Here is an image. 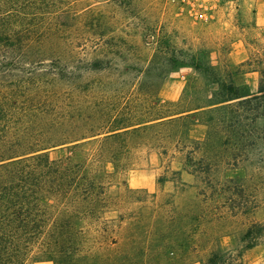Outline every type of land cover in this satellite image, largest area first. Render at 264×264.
Returning a JSON list of instances; mask_svg holds the SVG:
<instances>
[{
  "label": "rangeland",
  "instance_id": "1",
  "mask_svg": "<svg viewBox=\"0 0 264 264\" xmlns=\"http://www.w3.org/2000/svg\"><path fill=\"white\" fill-rule=\"evenodd\" d=\"M260 1L18 0L0 93L29 109L21 124L52 158L89 162L104 186L81 223L88 264H206L216 249L264 264V232L242 241L264 223V106L238 102L264 67ZM230 81L247 96L213 104Z\"/></svg>",
  "mask_w": 264,
  "mask_h": 264
},
{
  "label": "trees",
  "instance_id": "2",
  "mask_svg": "<svg viewBox=\"0 0 264 264\" xmlns=\"http://www.w3.org/2000/svg\"><path fill=\"white\" fill-rule=\"evenodd\" d=\"M17 2L0 0V60L11 58L13 47L20 41L11 23ZM259 82L256 95L238 102L258 100L264 106V67ZM221 87L224 91L216 95L213 104L247 96L240 95L232 81ZM16 98L14 93H0V264L35 260L88 264L81 251L82 238L89 235L91 223L98 217L104 186L89 162L70 154L52 158L49 151L56 144L21 124L31 114L27 107L16 106ZM200 108L184 110L174 118L189 119ZM118 130L112 136H120L127 129ZM71 143V151L80 144L77 140ZM254 206L237 208L247 213ZM81 223L90 227L83 230ZM262 232L264 223L252 222L242 236L244 247H253ZM229 255V251L216 249L206 264H226Z\"/></svg>",
  "mask_w": 264,
  "mask_h": 264
},
{
  "label": "crops",
  "instance_id": "3",
  "mask_svg": "<svg viewBox=\"0 0 264 264\" xmlns=\"http://www.w3.org/2000/svg\"><path fill=\"white\" fill-rule=\"evenodd\" d=\"M261 3L258 5V9H257V13L260 12L261 14H263L262 19L259 20V23L264 24V1H260ZM198 110V109H196Z\"/></svg>",
  "mask_w": 264,
  "mask_h": 264
}]
</instances>
